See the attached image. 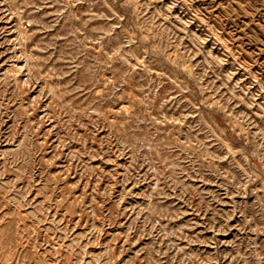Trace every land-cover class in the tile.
<instances>
[{
    "label": "rangeland",
    "instance_id": "obj_1",
    "mask_svg": "<svg viewBox=\"0 0 264 264\" xmlns=\"http://www.w3.org/2000/svg\"><path fill=\"white\" fill-rule=\"evenodd\" d=\"M0 264H264V0H0Z\"/></svg>",
    "mask_w": 264,
    "mask_h": 264
}]
</instances>
